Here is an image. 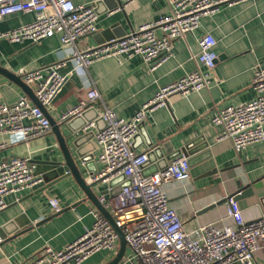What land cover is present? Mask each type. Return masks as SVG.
Listing matches in <instances>:
<instances>
[{
  "label": "crops",
  "instance_id": "0c3cea01",
  "mask_svg": "<svg viewBox=\"0 0 264 264\" xmlns=\"http://www.w3.org/2000/svg\"><path fill=\"white\" fill-rule=\"evenodd\" d=\"M72 1L95 5L98 0ZM113 6V2L103 0L95 5L100 17L97 31L88 37L92 44H97L98 36H103L101 32L113 23L118 22L130 33L171 11L168 0H136L125 7V12L116 10L108 15ZM35 18V12L7 15L0 20V31L17 28ZM157 32L160 33V29ZM205 32L215 36L218 55H224L216 62L210 83L187 94L177 92L169 95L165 104L148 112L133 142L138 152L147 150L150 138L155 144L160 141L171 143V152L161 147L156 155L152 154L150 170L163 166L166 156L172 152L196 142L195 146L201 149L191 156L190 177L182 181L173 180L164 186L170 204L177 209L186 225L209 222L231 225L234 222L227 216L226 201L219 204L218 201L238 189L237 180L247 183L264 178V142L251 144L237 152L230 139L220 138L222 126L213 123L212 115L217 108L247 102L257 94L253 80L256 68L264 64V0H239L221 5L217 11L203 16L194 33L174 40L172 55L155 69H151L141 56L121 61L110 56L85 70L74 59L60 60L63 52L59 35L24 42L0 38V67L18 74L22 67L36 69L61 62L60 72L67 76L65 84L52 103L45 106L59 122L66 111L86 98L88 88L95 82L102 99L90 105L92 109H88L84 116L63 120L65 125L62 126V131L70 136L72 149L76 150L71 141L73 128L86 118L94 121L95 125L86 129L92 133L86 148L91 150L94 161L90 168H86L79 160L83 174L90 181L94 170L101 168L97 160L96 116L109 107L123 117H130L150 102L161 87L196 69L197 38ZM21 95L29 97L21 86L0 72V100L13 102ZM51 153L61 157L52 129L48 134L30 140H25L20 133L0 135V160L14 155L30 156L32 160L44 159ZM44 185L42 180L32 190L24 192L19 202L14 201L12 194L6 196L9 204L0 210V229L5 224L9 225L0 233V264H27L46 246L61 249L92 225L94 217L91 210L97 208L85 199L73 176L37 192ZM107 186L102 183L95 187L99 199ZM50 198L59 202L61 212H53ZM237 200L247 220L264 217V196L254 193ZM27 226L32 227L25 231ZM114 254L100 251L82 264H105ZM254 261L264 264V240Z\"/></svg>",
  "mask_w": 264,
  "mask_h": 264
},
{
  "label": "built area",
  "instance_id": "2783aa9c",
  "mask_svg": "<svg viewBox=\"0 0 264 264\" xmlns=\"http://www.w3.org/2000/svg\"><path fill=\"white\" fill-rule=\"evenodd\" d=\"M123 8L136 0H119ZM239 0H168L170 12L161 18L140 25L122 37L100 44H92L88 37L97 31L100 14L94 4H76L72 0H0V20L18 12H35L36 18L17 28L0 31V38L11 42L37 41L59 35L63 52L60 60L74 59L79 66L89 67L106 57L120 61L141 56L151 69L166 61L173 53L174 40L194 33L203 16L217 11L221 5ZM121 10L118 7L113 11ZM160 29V33L157 32ZM198 67L176 82L161 87L154 98L130 117L117 114L106 107L100 116L104 126L95 134L101 168L90 176V181H109L123 174L130 183L111 196L102 193L100 201L109 209L117 226L124 232L127 252L119 264H257L255 254L264 240V217L247 220L234 195L226 200L227 216L234 224L209 222L186 225L177 209L170 204L165 184L190 177L189 157L181 154L162 169L144 173L147 150L138 152L133 139L138 126L148 112L163 105L173 93L187 94L207 86L216 66L217 39L210 32L197 38ZM60 63L41 68L22 67L18 74L31 86L39 101L48 106L62 91L66 75ZM253 85L256 96L243 103L217 108L213 123L222 126L220 138L231 140L240 152L254 143L264 142V64L256 68ZM102 99L95 82L86 98L66 111L61 119L79 115L87 105ZM95 125L94 121L84 126ZM51 123L43 110L27 95L13 102L0 100V135L20 133L25 140L48 134ZM35 164L30 156L14 155L0 160V210L8 206L6 196L12 194L19 202L24 192L42 181L35 175ZM107 190H110L108 185ZM53 212L62 210L54 199H49ZM91 226L61 249L46 246L27 264H82L100 251L116 252L119 237L108 219L97 209L91 210ZM43 219V217L41 218Z\"/></svg>",
  "mask_w": 264,
  "mask_h": 264
},
{
  "label": "water",
  "instance_id": "95a60500",
  "mask_svg": "<svg viewBox=\"0 0 264 264\" xmlns=\"http://www.w3.org/2000/svg\"><path fill=\"white\" fill-rule=\"evenodd\" d=\"M103 1L113 2L114 6L109 11L121 7V11L125 12V9L123 8V4L119 0H103ZM99 2L100 0L95 2V5H97ZM101 34L103 36H98V38H100L98 39L97 42L98 44L122 37L125 34H127V31L118 22H116L110 25L109 27H107V29L101 32ZM223 57H224L223 54L218 55L216 62H218ZM0 72H2L8 79L14 81L16 84L21 86L23 90L29 95L31 100L43 110L44 114L47 116L48 120L51 123L52 131L56 135L58 141L61 157L56 155L55 153H51L48 158L32 160V162L35 164V171H34L35 175H39L42 178V180L45 182V185L41 187L37 192L56 184L58 181L62 180L67 176H73L78 186L85 194V199L90 200L93 203V205L97 208V210H99L108 219L110 224L113 226L114 230L117 232L119 237V249L115 252L114 256L105 264H119L120 261L123 259L124 255L126 254V250H127V241L125 239L124 232L119 226H117L111 212L100 201L99 195L95 190L96 186L102 184L101 180L99 179L96 181H89L86 178V176L83 174V171L79 165V160H80L84 163L86 168H90V164L94 161L93 159L94 156L91 150L89 148H86L87 142L89 141V137L92 135V133L84 129V126L88 122L92 121V119L86 118L78 127L73 128V131L75 133L74 132L72 133L71 141L73 142V146L76 148V150H73L69 143L70 136H68V134L62 131V126L65 125V121L62 120L61 122H59L58 120H56L54 117L51 116V114L47 111L46 107L39 101L31 86L24 80L23 76L16 74L12 71H9L4 67H0ZM89 106L90 105H87L84 108V110L81 112V114L72 116V118L84 116V114L88 111V109H92ZM96 117L97 118L95 121L98 124V129H101L104 126V120L100 116V114H98ZM69 119L67 120L65 119V120L68 121ZM149 143L150 144L147 148L148 160L145 163V169H144L145 174H149L166 167L170 160L181 154H185L189 157L190 166H191L192 163L191 156L201 149V147L195 146L196 142H190L185 146H183L179 151L172 152L169 156H166L167 158L164 161L165 164L163 166H161L160 168H156L155 170H150L148 169V166L150 161H152L151 160L152 154L156 155L158 151L161 150V147L165 148L166 151L171 152L173 147L171 146V143L167 141H160L155 144V141L152 138H150ZM132 147L134 148V142L132 144ZM95 173H97V169H95L94 173L92 174ZM129 183L130 180L125 179V176L121 174L120 176L109 181L108 185L110 186V190L106 189L103 191V193H107L109 191L110 195L114 196L122 189V187L128 185ZM237 185H238V189L233 194H231L235 196V199H240L245 196H251L254 193H258L260 197L264 196V178L252 180L247 183H243L242 180H237ZM227 198L228 197L219 200L218 204L225 202ZM8 225L9 224H5L0 229V233L1 231L5 230ZM31 227L32 226H27L25 228V231L30 229Z\"/></svg>",
  "mask_w": 264,
  "mask_h": 264
},
{
  "label": "rangeland",
  "instance_id": "374dc122",
  "mask_svg": "<svg viewBox=\"0 0 264 264\" xmlns=\"http://www.w3.org/2000/svg\"><path fill=\"white\" fill-rule=\"evenodd\" d=\"M127 252H129V250H127Z\"/></svg>",
  "mask_w": 264,
  "mask_h": 264
}]
</instances>
